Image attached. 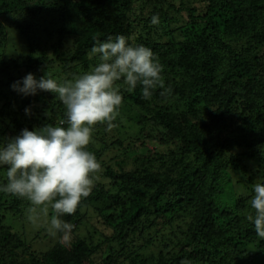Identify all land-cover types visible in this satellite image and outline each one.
<instances>
[{
	"label": "trees",
	"instance_id": "16d2710c",
	"mask_svg": "<svg viewBox=\"0 0 264 264\" xmlns=\"http://www.w3.org/2000/svg\"><path fill=\"white\" fill-rule=\"evenodd\" d=\"M118 35L152 50L165 88L146 100L116 82L127 113L89 144L100 170L48 249L34 247L47 226L30 240L16 227L30 202L0 192V264H264L246 219L264 180V0H0V144L66 120L57 95L13 82L72 80Z\"/></svg>",
	"mask_w": 264,
	"mask_h": 264
},
{
	"label": "clouds",
	"instance_id": "9594fccd",
	"mask_svg": "<svg viewBox=\"0 0 264 264\" xmlns=\"http://www.w3.org/2000/svg\"><path fill=\"white\" fill-rule=\"evenodd\" d=\"M150 22L158 24V16H152ZM89 58L95 60L91 70L72 80L61 82L47 73L37 79L28 73L10 86L23 96L51 92L65 109L66 120L59 124L24 128L0 144V168H6V183H0V192L29 201L30 220H35L37 208L47 213L50 206L53 214L48 223L54 232L70 227L61 217L75 212L100 170L88 146L94 127L107 123L111 128L117 116L122 95L116 82L122 81L128 91L140 85L146 100L157 88H165L163 66L152 50L130 44L123 35L95 40ZM29 112L26 108L25 113ZM250 209L246 219L255 234L264 239V180L252 187Z\"/></svg>",
	"mask_w": 264,
	"mask_h": 264
},
{
	"label": "rangeland",
	"instance_id": "374dc122",
	"mask_svg": "<svg viewBox=\"0 0 264 264\" xmlns=\"http://www.w3.org/2000/svg\"><path fill=\"white\" fill-rule=\"evenodd\" d=\"M5 45L4 42L0 45V51H5ZM127 113V109L123 108L120 113H117L119 116H123ZM124 123V122H123ZM113 124V123H112ZM104 125L102 123H98L93 130L92 134V141L91 145L94 146V148H98L102 145V139H104L107 136L108 141L113 139V132L106 131V129L103 127ZM119 128V126H118ZM120 130V129H119ZM124 131L121 130L119 132V137H125ZM112 156V152H107L105 155L101 157V159H108V157ZM100 179V178H99ZM104 180L103 178H101ZM227 198V195H226ZM31 207V205L28 207V209ZM48 208H47V213H45L41 208H37L36 212L33 214L36 218L35 220H30L29 219V214H27V219L24 217V219H16L15 224L18 229V231H24V237L26 240H30V234H32L35 230V232L41 228H44V226H47L48 228V236L45 238L41 239V243L39 242L38 246H34L35 248L38 247V251H43L48 249L55 241H56V236L53 234V230L50 229L48 221L50 220L48 218ZM45 239V240H44ZM44 240V241H43ZM261 262L264 260V258L260 259Z\"/></svg>",
	"mask_w": 264,
	"mask_h": 264
}]
</instances>
